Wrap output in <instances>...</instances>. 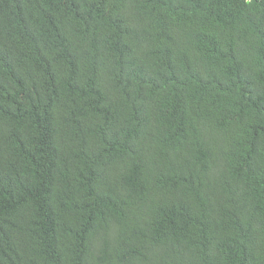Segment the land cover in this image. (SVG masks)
<instances>
[{"label": "trees", "instance_id": "1", "mask_svg": "<svg viewBox=\"0 0 264 264\" xmlns=\"http://www.w3.org/2000/svg\"><path fill=\"white\" fill-rule=\"evenodd\" d=\"M0 264H264V0H0Z\"/></svg>", "mask_w": 264, "mask_h": 264}]
</instances>
